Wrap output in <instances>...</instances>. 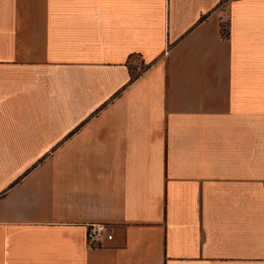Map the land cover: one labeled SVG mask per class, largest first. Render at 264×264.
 I'll return each instance as SVG.
<instances>
[{"label": "crops", "instance_id": "crops-1", "mask_svg": "<svg viewBox=\"0 0 264 264\" xmlns=\"http://www.w3.org/2000/svg\"><path fill=\"white\" fill-rule=\"evenodd\" d=\"M0 264H264V0H0Z\"/></svg>", "mask_w": 264, "mask_h": 264}, {"label": "built area", "instance_id": "built-area-1", "mask_svg": "<svg viewBox=\"0 0 264 264\" xmlns=\"http://www.w3.org/2000/svg\"><path fill=\"white\" fill-rule=\"evenodd\" d=\"M86 238L91 245H105L113 239V226L108 223H91L87 226Z\"/></svg>", "mask_w": 264, "mask_h": 264}, {"label": "snow or ice", "instance_id": "snow-or-ice-1", "mask_svg": "<svg viewBox=\"0 0 264 264\" xmlns=\"http://www.w3.org/2000/svg\"><path fill=\"white\" fill-rule=\"evenodd\" d=\"M234 7H235V5H234Z\"/></svg>", "mask_w": 264, "mask_h": 264}]
</instances>
